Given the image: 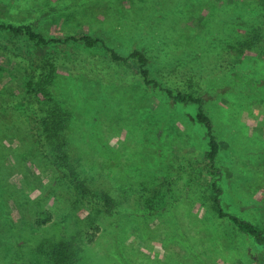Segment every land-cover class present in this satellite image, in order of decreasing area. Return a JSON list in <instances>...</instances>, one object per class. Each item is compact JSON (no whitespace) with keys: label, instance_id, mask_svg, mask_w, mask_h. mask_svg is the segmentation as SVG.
<instances>
[{"label":"rangeland","instance_id":"374dc122","mask_svg":"<svg viewBox=\"0 0 264 264\" xmlns=\"http://www.w3.org/2000/svg\"><path fill=\"white\" fill-rule=\"evenodd\" d=\"M262 2L0 0L11 3L16 14L12 20L0 11V24L33 23L46 39L61 41L72 34L102 36L124 56L143 49L154 80L168 69L185 80L187 91L202 88L213 97L204 107L222 146L217 181L222 206L264 228V26L255 45L243 47L238 57L227 55L223 75L213 74L210 57L213 43L249 42L246 35L264 25ZM0 44L24 56L35 52L7 31L0 30ZM54 45L50 48L57 50ZM74 51L108 57L101 46L88 49L72 41L60 42L56 56ZM1 62L0 87L18 100L25 81L14 61ZM63 62L55 64L51 97L69 118L71 162L92 192L107 193L118 203L119 219L109 223L94 202L87 208L56 173L49 154L2 130L0 264H50L43 244L64 238L76 245L78 264H120L118 256L125 264H261L262 249L219 218L207 201L213 178L189 174L208 149L205 128L193 120L196 105L170 103L161 86H145L135 76L132 62L120 77L87 81ZM178 66L196 74L187 76ZM156 182L166 197L152 213L144 202L155 203L153 194L140 201L137 194Z\"/></svg>","mask_w":264,"mask_h":264},{"label":"trees","instance_id":"16d2710c","mask_svg":"<svg viewBox=\"0 0 264 264\" xmlns=\"http://www.w3.org/2000/svg\"><path fill=\"white\" fill-rule=\"evenodd\" d=\"M262 1V0H261ZM264 4V0L262 2ZM11 3H0V11L7 13L8 19L15 20L16 14H12ZM231 13V12H230ZM18 19L25 21L26 18ZM264 25H258L246 38L249 42L244 46L235 47L232 40L226 42V45L221 47L213 43L210 47L213 49L212 68L213 74L223 75L224 66L228 62L227 55L230 57H238L240 50L247 46L255 45L259 40V35L256 33L258 29H262ZM0 30L7 31L11 36L23 38L35 47L32 56H24L14 53L8 47L0 44V64L2 59L14 61L20 73V77L25 81V94L19 98L11 99L4 91V87H0V131L20 138L29 140V144L33 142L40 147L44 155L49 154L51 161L55 164L54 170L60 178L67 181L71 190L79 196L85 203L87 208H90L94 202V207L103 211L106 217L109 218V223L118 221V203L107 193H95L86 185V180L80 172L74 167L71 162L72 148L67 139L68 115L63 113L61 105L58 101H54L51 97L53 84L52 79L55 74L56 63L60 60H65L63 66L76 71V77L81 80H91L93 77L106 80L110 75L120 77L121 69L129 66L132 62L135 66V76L139 78L145 86H161L166 98L173 104H193L196 105L195 115L193 120L205 128V135L208 139V149L203 153L200 159L201 166L195 169L194 167L189 172L190 175L211 177L213 180L207 184V201L212 204L216 214L221 219H226L234 227V229L248 236L254 244L262 249L261 264H264V228L248 219L241 218L224 210L222 206L223 190L218 184V178L222 176V169L218 165V159L221 154V142L215 133L214 121L208 115L204 104L206 100L213 98L211 95L203 94L202 88L196 86L195 89H185V80L170 72L168 69L158 73V80L151 77L150 58L143 49L133 48L132 52L124 56L108 45L105 37L92 36L86 34H72L67 36L64 41L58 39H46L44 35L38 32L33 23L28 24H0ZM251 33H254L251 38ZM72 41L78 43L84 48H92L101 46L108 54L107 58L93 56L83 51L72 52V56L66 54L64 56H56L58 44ZM51 44H55L53 49ZM200 47L201 44H198ZM225 49V50H224ZM230 51L231 54L229 53ZM235 52V53H234ZM58 61H57V60ZM1 68V66H0ZM224 69V70H223ZM178 70L186 73L187 76L196 74L194 70H185L178 66ZM126 77L131 76V73L124 72ZM2 79L0 78V84ZM128 80V78H127ZM200 91H202L200 93ZM189 187L194 188L196 184L193 180L187 183ZM151 190H141L138 192L139 201L143 196L153 194L155 203H151L152 199L146 200L145 207L152 209V213L158 207L165 203L166 193L162 189V184L156 182ZM201 189V188H199ZM104 208V209H103ZM91 210V209H90ZM42 223H45L43 221ZM89 235V234H87ZM119 236V233L115 237ZM119 241V238H116ZM89 238V242H91ZM46 250V255L50 264H78V250L76 245L69 239H59L57 241H46L43 244ZM120 255V253L118 254ZM126 260V258H125ZM120 264H125L121 256H118ZM127 261V260H126Z\"/></svg>","mask_w":264,"mask_h":264}]
</instances>
